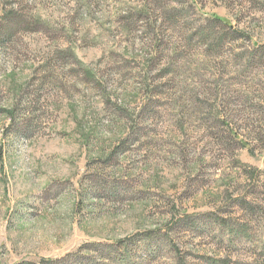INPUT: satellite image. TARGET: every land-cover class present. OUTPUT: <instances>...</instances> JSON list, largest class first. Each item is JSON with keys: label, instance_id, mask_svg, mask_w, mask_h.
Wrapping results in <instances>:
<instances>
[{"label": "rangeland", "instance_id": "obj_1", "mask_svg": "<svg viewBox=\"0 0 264 264\" xmlns=\"http://www.w3.org/2000/svg\"><path fill=\"white\" fill-rule=\"evenodd\" d=\"M0 264H264V0H0Z\"/></svg>", "mask_w": 264, "mask_h": 264}, {"label": "trees", "instance_id": "obj_2", "mask_svg": "<svg viewBox=\"0 0 264 264\" xmlns=\"http://www.w3.org/2000/svg\"><path fill=\"white\" fill-rule=\"evenodd\" d=\"M217 20H219L218 18H216ZM220 21V20H219Z\"/></svg>", "mask_w": 264, "mask_h": 264}]
</instances>
